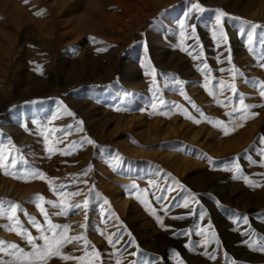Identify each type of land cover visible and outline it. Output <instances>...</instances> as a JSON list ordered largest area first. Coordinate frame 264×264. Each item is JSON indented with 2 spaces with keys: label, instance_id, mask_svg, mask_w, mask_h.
Returning <instances> with one entry per match:
<instances>
[{
  "label": "rangeland",
  "instance_id": "obj_1",
  "mask_svg": "<svg viewBox=\"0 0 264 264\" xmlns=\"http://www.w3.org/2000/svg\"><path fill=\"white\" fill-rule=\"evenodd\" d=\"M195 2L0 0V154L17 160L7 169L17 178L0 169V201L19 205L20 224L37 238L28 217L47 225L36 197L57 204H43L51 222L88 241L66 242L63 255L85 264H264V106L246 121L225 115L240 95L264 105L251 83L264 82V0H198L205 11L188 15L182 36L179 21ZM217 9L228 14L226 41ZM252 24L262 27L248 43ZM54 192L73 207L61 213ZM9 227L0 218V241L31 251Z\"/></svg>",
  "mask_w": 264,
  "mask_h": 264
},
{
  "label": "snow or ice",
  "instance_id": "obj_2",
  "mask_svg": "<svg viewBox=\"0 0 264 264\" xmlns=\"http://www.w3.org/2000/svg\"><path fill=\"white\" fill-rule=\"evenodd\" d=\"M193 11L198 12V13H202L205 11V9L198 2V0L195 3H191L188 10L185 12V17L179 21L182 36L184 35V30L187 26L186 25L187 17ZM37 14L39 15L40 13H37ZM225 16H228V14L225 13L223 10H220V9L216 10L215 22H216V25L218 26L219 36H220L221 40H224V41H226L227 36H226V33L224 32V29L222 27V18ZM233 19H240V18H233ZM243 23L247 24L249 22L243 21ZM191 27H192V35L195 36L196 26L192 25ZM258 27H262V26L256 25V24L251 25V31H249L247 33V42L248 43L252 42L253 32ZM242 32H243V30H242ZM216 35H217V33L213 32V39L216 38ZM249 51H252V49L250 48ZM231 60H232V58H231V55L229 54L228 62L230 64H231ZM206 67H207V65H205V68ZM260 67L264 68V63H261ZM37 71L39 72L40 69L37 68ZM221 71H224V70L221 69ZM228 71H230L232 74V81L233 82L229 83L227 85V87H228V89L231 90L233 95H235L237 93V88H236V84L234 83V81L236 80L237 76L241 75V73H239V71L234 66L232 68H230ZM177 82H179V81H177ZM245 82L247 83L248 81L246 80ZM154 83H155V81H154ZM251 83H252L253 87L258 90L260 98L262 100H264V82L252 81ZM220 85L223 87L224 82L221 81ZM204 87L207 90V84H205ZM209 95L213 96L215 98L216 93L209 91ZM160 103H164V101L161 100ZM217 103H220V101H217ZM152 106L155 107V101L153 102ZM192 106H193V108L196 107L195 104H193ZM258 106H264V105L246 104L245 103V97L243 95H240L239 100H238V107L234 105L232 108V111L226 112L225 115L234 118L233 114L239 112L240 113V116H239L240 121H246L247 119L254 118L256 115H258V113H254V112L249 111L250 109H252L254 107H258ZM177 107H179V105H177ZM69 115H73V114L69 113ZM200 115L202 118L204 117L203 112H201ZM187 118L193 119V117H191V116H188ZM194 122L199 123L200 121L195 120ZM80 123L82 124V121ZM215 124L217 126L221 127L226 135L228 134L229 128L225 125L224 121L217 120V121H215ZM237 126H242V124L237 125ZM87 143L95 145V142L92 141L91 139H87ZM260 143L264 144V137L260 138ZM47 151L51 152L52 149L48 148ZM261 155L264 156V152H262ZM16 164H17V160L15 158H10L9 155L0 154V169H4L6 175H13L14 178H17V177H15V175L13 173H9L7 171L9 165L14 167ZM234 168L236 169V171H240V166L238 163L234 164ZM30 175H32L34 177H38L40 179L47 180L46 176L42 172L33 171L32 173H30ZM242 178L246 184H249L252 187H260L259 184L250 181L248 177L244 176ZM47 183L49 185V188L51 189L53 187L52 181L47 180ZM149 184L151 185L152 181H149ZM132 187L136 188L137 186L135 184H133ZM54 194H56L58 197H60L59 207H60L61 213H63L65 211V207H67V208L73 207V205H71V204H67V205L65 204L64 196L62 193L54 192ZM79 194H80L79 192L72 193V195H79ZM97 195H99V193H97ZM189 196H191V198L193 200L195 199V197L192 196L191 193H189ZM36 200H39L42 202V203H37L36 207L39 210L40 214L43 216L44 222L47 225V229H45L44 226L41 223L37 222V220L34 217H31V216L28 217L29 222L36 229V231L40 234L38 238L34 237L31 233H29L26 229H24L23 226L20 224V222L17 218V212L20 208L19 205L15 204V203L8 202L7 208H5L4 207L5 202L0 201V218H6L11 223V227H9L8 230L11 232H14L18 236H20L22 239H25L27 241L28 246L31 248V251H25V249L19 247V245L15 244V243L6 244L4 241H0V252H5L9 257L13 258L11 260L0 259V264H47V260L52 256H59L63 260L79 259L80 264H85L84 257L73 258V257H69L67 255H63L61 253V248L63 247V245L66 242H71L73 240H77V241L84 240L85 246L87 247L88 241L86 239H84L83 237H69V236H67L66 233L68 231V225L60 226V225L53 224L51 222V220L49 218V214L46 211L43 204H45V203L52 204V207H57V204H55L51 201H45L43 196L36 197ZM187 201H188V198L186 197L185 198V204H184L185 207L187 206ZM141 202L145 203L144 201H141ZM82 203H83V206L85 208H87L89 201L87 198H85ZM105 203H107V201H105ZM80 206H81L80 204L74 205V207H80ZM58 214H60V213H58ZM25 215H27V213H25ZM204 216H205V213L203 211H201L200 212V219L203 220ZM157 219L159 221V218H157ZM244 220H245V223H247V217H244ZM61 227H62L63 231L58 232L57 229H60ZM81 227H84V225H81ZM210 228H211V224L209 223V229ZM209 229H199V233L200 234L206 233V232H208ZM101 234H103V233H101ZM211 235L214 237L215 233L212 232ZM129 236H131L130 233H129ZM37 239L43 241V244L42 245L38 244ZM106 239H107L109 245H113L114 241H113L112 235L107 236ZM115 242L119 243V238H117V240ZM130 242L135 243L134 239H132ZM203 243L206 245L208 243V241L205 240ZM249 246L251 247V244ZM185 247H189V245H185ZM260 250L264 251V248H261ZM135 254L136 253H131V255H135ZM204 254L207 255L209 259H215V256L211 253H208L207 251ZM87 255H88V253L86 252L85 256H87ZM91 255L93 257H95L97 260L100 258V253L98 250H96L94 248V246H93V250H92ZM176 255L178 256L179 254L176 253ZM88 264H91V262H88ZM116 264H121L120 260H117ZM133 264H135V262H133ZM145 264H147V262H145ZM178 264H183V261L182 260L179 261Z\"/></svg>",
  "mask_w": 264,
  "mask_h": 264
}]
</instances>
